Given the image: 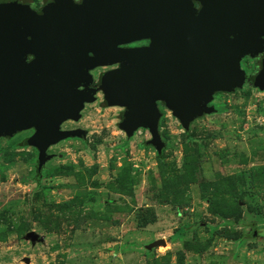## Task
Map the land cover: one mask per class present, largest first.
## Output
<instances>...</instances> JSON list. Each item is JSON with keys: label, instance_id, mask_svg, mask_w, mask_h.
<instances>
[{"label": "rangeland", "instance_id": "obj_1", "mask_svg": "<svg viewBox=\"0 0 264 264\" xmlns=\"http://www.w3.org/2000/svg\"><path fill=\"white\" fill-rule=\"evenodd\" d=\"M116 67L89 70L94 101L60 126L84 135L51 144L40 169L34 128L0 137V264H264L259 61L242 57L243 87L215 93L188 131L157 102L160 154L104 105L99 79Z\"/></svg>", "mask_w": 264, "mask_h": 264}, {"label": "water", "instance_id": "obj_2", "mask_svg": "<svg viewBox=\"0 0 264 264\" xmlns=\"http://www.w3.org/2000/svg\"><path fill=\"white\" fill-rule=\"evenodd\" d=\"M263 54L264 0H0V137L34 128L40 169L51 144L84 135L60 126L94 101L89 70L115 64L99 79L104 105L124 107L119 127L147 129L160 154L157 102L188 131L215 93L243 87L241 58ZM254 85L264 90V56Z\"/></svg>", "mask_w": 264, "mask_h": 264}, {"label": "flooded vegetation", "instance_id": "obj_3", "mask_svg": "<svg viewBox=\"0 0 264 264\" xmlns=\"http://www.w3.org/2000/svg\"><path fill=\"white\" fill-rule=\"evenodd\" d=\"M19 1L24 2V0H19ZM46 1H47V0H45V1L43 2L42 6L44 5V3H45ZM75 1H80V0H75ZM32 5H33V4L30 2V6H31V8H32ZM42 6L39 7V8H37V9H35V10H39V9H41ZM195 6H198L197 3H195ZM126 46H127V45H126ZM126 46H125V47H126ZM262 56H264V54L261 55L260 58H261ZM260 58L257 59V60L259 61V63H260Z\"/></svg>", "mask_w": 264, "mask_h": 264}]
</instances>
